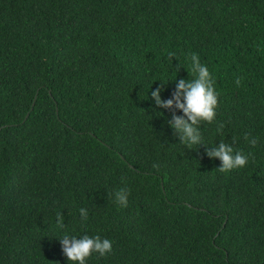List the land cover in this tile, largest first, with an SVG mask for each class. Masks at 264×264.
I'll return each mask as SVG.
<instances>
[{"label":"trees","instance_id":"16d2710c","mask_svg":"<svg viewBox=\"0 0 264 264\" xmlns=\"http://www.w3.org/2000/svg\"><path fill=\"white\" fill-rule=\"evenodd\" d=\"M193 53L218 93L199 146L151 98ZM221 141L247 166L220 172ZM64 235L112 241L87 264H264V0H0V264H70Z\"/></svg>","mask_w":264,"mask_h":264},{"label":"clouds","instance_id":"9594fccd","mask_svg":"<svg viewBox=\"0 0 264 264\" xmlns=\"http://www.w3.org/2000/svg\"><path fill=\"white\" fill-rule=\"evenodd\" d=\"M173 58H175V53H169V59L172 60ZM190 61L193 79H180L176 83L172 98L166 101L161 99V92L164 91V85L161 83L160 87L151 92V98L159 108L177 109L182 112L183 115L179 116L174 111L168 125L178 136L180 143L188 146H199L202 144L200 125L202 123L212 124L216 120L218 93L215 89V81L208 67L201 63L199 55L191 54ZM235 83L239 86L240 80L237 79ZM223 127L224 125L221 124L217 131L222 132ZM257 142L256 138L250 141L253 147ZM206 155L210 159H219L222 165L218 168L219 171L227 173L233 169L246 167L251 153L245 154L235 150L232 145L221 141L218 146L208 150ZM129 194L127 189H119L114 193L115 202L121 207H127ZM80 216L82 220H87V210L81 208ZM56 219L58 225L63 227V215H57ZM59 241L63 254L70 264H87L93 254L102 257L112 252V241L106 238L101 239L99 235L95 237L84 235L81 238L64 235Z\"/></svg>","mask_w":264,"mask_h":264},{"label":"water","instance_id":"95a60500","mask_svg":"<svg viewBox=\"0 0 264 264\" xmlns=\"http://www.w3.org/2000/svg\"><path fill=\"white\" fill-rule=\"evenodd\" d=\"M34 101H35V99H34ZM34 101H33V103H32V107H33V105H34ZM27 116H28V114H27ZM27 116H26V117H27Z\"/></svg>","mask_w":264,"mask_h":264}]
</instances>
